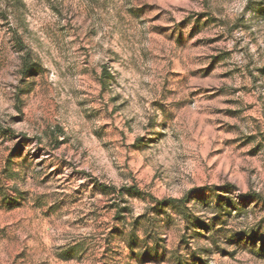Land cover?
Listing matches in <instances>:
<instances>
[{
  "label": "rangeland",
  "instance_id": "374dc122",
  "mask_svg": "<svg viewBox=\"0 0 264 264\" xmlns=\"http://www.w3.org/2000/svg\"><path fill=\"white\" fill-rule=\"evenodd\" d=\"M0 264H264V0H0Z\"/></svg>",
  "mask_w": 264,
  "mask_h": 264
},
{
  "label": "trees",
  "instance_id": "16d2710c",
  "mask_svg": "<svg viewBox=\"0 0 264 264\" xmlns=\"http://www.w3.org/2000/svg\"><path fill=\"white\" fill-rule=\"evenodd\" d=\"M169 202H177L178 200H168Z\"/></svg>",
  "mask_w": 264,
  "mask_h": 264
}]
</instances>
